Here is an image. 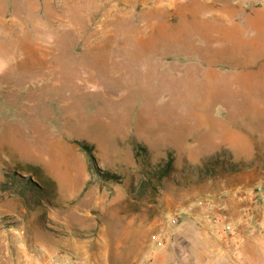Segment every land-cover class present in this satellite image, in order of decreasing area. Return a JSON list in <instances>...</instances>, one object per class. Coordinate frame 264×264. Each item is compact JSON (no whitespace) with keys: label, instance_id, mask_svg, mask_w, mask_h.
I'll return each instance as SVG.
<instances>
[{"label":"rangeland","instance_id":"rangeland-1","mask_svg":"<svg viewBox=\"0 0 264 264\" xmlns=\"http://www.w3.org/2000/svg\"><path fill=\"white\" fill-rule=\"evenodd\" d=\"M191 1L0 0V254L113 261L193 201L262 183L264 0ZM167 153L170 179L146 186ZM214 154L239 170L199 173Z\"/></svg>","mask_w":264,"mask_h":264},{"label":"crops","instance_id":"crops-1","mask_svg":"<svg viewBox=\"0 0 264 264\" xmlns=\"http://www.w3.org/2000/svg\"><path fill=\"white\" fill-rule=\"evenodd\" d=\"M189 5L211 7L209 0H192ZM237 6L241 8L237 14L247 22L246 5L241 2ZM256 13L264 16V7L256 10ZM189 14L191 16L190 11ZM219 15L224 22L229 21L227 15L219 11L208 19L219 20ZM260 37L264 39V34ZM243 140L250 143L248 138ZM227 145L230 150L237 149L233 141ZM261 181L255 186L256 181L250 184L235 183L216 192L219 194H213L215 196L204 206H196L198 200L193 201L191 209L180 214L181 221H184H180L177 227L159 230L163 234L159 243L146 241L143 248L134 253H117L113 261L104 257L95 262L74 248L69 250L71 253L65 254L60 264H69L70 258L84 264H264V178ZM211 216L218 217L220 224L211 223L208 219ZM225 223L232 226L230 235L223 231ZM2 242L3 247H8L5 245L8 242ZM21 243L15 245L18 249L14 253L10 246L5 249L0 254V264H48L45 257L35 252V246Z\"/></svg>","mask_w":264,"mask_h":264},{"label":"trees","instance_id":"trees-1","mask_svg":"<svg viewBox=\"0 0 264 264\" xmlns=\"http://www.w3.org/2000/svg\"><path fill=\"white\" fill-rule=\"evenodd\" d=\"M83 147L82 149H84L88 156H90V149L86 146ZM138 149V151H142L144 153V155L142 156V160L144 162L147 161L148 158L145 156L147 154V151L143 148ZM138 151L134 152L135 157H138ZM227 162V159L224 161L221 160L219 158V154H214L205 160L203 166L197 167V171L199 173L205 172L209 177H215L220 171L234 173L239 170L238 166L229 164ZM147 167L143 170L144 175L148 177V181L146 179L144 181V184L147 186V184L150 183V181H152L151 179L153 178L155 180V184L153 187H158L161 184L163 185L162 181L164 179H170V175L174 170V159L171 153H167L166 158H161L155 165L147 164Z\"/></svg>","mask_w":264,"mask_h":264},{"label":"built area","instance_id":"built-area-1","mask_svg":"<svg viewBox=\"0 0 264 264\" xmlns=\"http://www.w3.org/2000/svg\"><path fill=\"white\" fill-rule=\"evenodd\" d=\"M208 201L209 200H204V199L203 200H198L196 202V206H204V205L207 204ZM179 219H180V215L175 217V218H173L171 220V224H176ZM208 219L213 224H216V225L220 224V220H219L218 217L211 216ZM222 227H223V231L226 234H228V235H230L232 233V231H233L232 230V226L230 224H228V223L223 224ZM64 258H65V254L59 253V254H55V255H52V256L51 255L47 256L46 261H47L48 264H60L61 261H63ZM69 264H84V263L82 261H80V260H77V259H74V258H70L69 259Z\"/></svg>","mask_w":264,"mask_h":264},{"label":"bare ground","instance_id":"bare-ground-1","mask_svg":"<svg viewBox=\"0 0 264 264\" xmlns=\"http://www.w3.org/2000/svg\"><path fill=\"white\" fill-rule=\"evenodd\" d=\"M80 3H81V1H80Z\"/></svg>","mask_w":264,"mask_h":264}]
</instances>
